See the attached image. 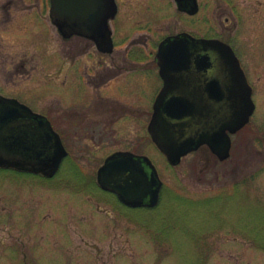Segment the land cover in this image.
Segmentation results:
<instances>
[{"label":"rangeland","instance_id":"obj_1","mask_svg":"<svg viewBox=\"0 0 264 264\" xmlns=\"http://www.w3.org/2000/svg\"><path fill=\"white\" fill-rule=\"evenodd\" d=\"M116 2L112 57L64 38L49 0H0V95L51 118L69 152L51 180L0 168V264H264V155L254 143L264 138V0H198L196 16L175 0ZM182 30L233 45L255 89L257 117L232 137L227 160L203 147L172 166L148 134L161 81L153 63L129 72L130 40L147 37L151 61L152 43ZM111 60L110 70L126 69L111 90L81 80ZM125 149L156 165L157 207L125 209L98 187L105 158Z\"/></svg>","mask_w":264,"mask_h":264},{"label":"water","instance_id":"obj_2","mask_svg":"<svg viewBox=\"0 0 264 264\" xmlns=\"http://www.w3.org/2000/svg\"><path fill=\"white\" fill-rule=\"evenodd\" d=\"M189 1L195 9L196 0ZM50 3L52 23L64 37H84L92 40L101 52H113L109 21L118 12L115 0H50ZM200 47L216 52L223 62L229 77L228 110L212 118L209 115L208 125L212 129L193 136L191 118L196 106L184 96L168 95L172 93L171 86H175L172 82L178 81L177 72L188 68L190 60L208 66L209 58L196 54ZM157 58L165 87L154 103L148 127L153 142L173 166L202 145H208L221 161L228 159L230 134L248 124L255 109L252 88L232 47L217 39L197 40L178 35L160 44ZM66 155L61 137L47 117L34 113L17 99L0 96V166H30L51 178ZM97 179L102 189L115 193L127 206L154 207L159 203L163 182L146 156L116 152L99 168Z\"/></svg>","mask_w":264,"mask_h":264},{"label":"flooded vegetation","instance_id":"obj_3","mask_svg":"<svg viewBox=\"0 0 264 264\" xmlns=\"http://www.w3.org/2000/svg\"><path fill=\"white\" fill-rule=\"evenodd\" d=\"M175 2L177 4V8L179 10L185 12L189 16H196L200 11V5L198 3V0H196V8L195 9H194V4L192 1H189V0L177 1V0H175ZM118 10H119V8H118ZM178 35L191 36V37L196 38V39H219V40H221L220 38L213 37L212 35L211 36H205L204 35L201 37V36H198L194 32L189 31V30H182V31L177 32V33H169L167 35H164L160 40L156 41L157 42L156 44L152 43V47H153V53L152 54H154V57H153V60H151V61L148 60L151 52L150 53L145 52V50L148 49L147 46L149 45V43L147 41H145V38H147V37H143V35H140V37H136V38L134 37L132 40H130L131 41V43H130L131 49L129 51V53H130L129 58L132 60L130 62L131 66H134V67L129 72L133 73V72L138 71V68L135 66V64L140 65L143 70L149 71L147 69V64H149V63H153L154 64L153 66H156V69L158 70V77H159L161 83L157 87L158 89L155 93L152 108H153L155 100L157 99V97L163 91V89L165 87V81L162 79V77L160 75L159 61L157 58V55L159 52V46L167 38L178 36ZM112 38H113L114 43H115V47H114V50L112 53H103L96 47L97 51L103 55L105 54V55H109V56L113 57V54H114L115 49L117 47L115 37L113 36V31H112ZM221 41H223V40H221ZM231 46L233 47V45H231ZM233 48H234L237 56L239 57V59L241 61L242 59H241L240 54L238 53L237 49H235V47H233ZM202 49L203 48H201L200 49L201 51L197 52L196 54L199 56H202V57H208L210 59V60L208 59V66L205 67L204 64H200V61H198V60H195V59L190 60V65L188 66V68L185 67L183 70L177 72V75L179 76L178 81L177 82L175 81L176 83L172 82L173 85H175V86H173V87L171 86L169 91H172V93L168 95L169 98L173 97V96H184L186 98H189L190 101L192 103H194V105L196 106L195 114L191 118L192 129H190V135H193V136H196V135L202 133L203 131L208 132V131H210L209 130L210 128L212 129V125H208V118H209L208 116L209 115H212L211 116V118H212L215 115H223L228 110V95H229V93H228V86H229L228 78L229 77H228V74L227 75L225 74L223 62L220 60V58L216 52L211 51V50H209V51L204 50V49L202 50ZM192 55H193V53H192ZM115 62H116L115 60L114 61L111 60V62L108 65H104V66L102 65L101 66L99 64L100 61H97L96 63L98 65L95 67L94 66L92 67V69L94 68V72L92 73L90 70L86 69L84 71V73L82 75H80V78H81V80L83 79V81L86 79V82H88V85L90 84V86H92L96 90L100 89L104 85L107 86L106 88L111 90L112 86L110 87V85L112 84V82H114V84H115L116 78L119 75H121L124 71H126L125 68L120 69V71H118V72L110 70V68L113 67ZM241 64H242V62H241ZM101 72H104V73L101 74ZM83 75L84 76L86 75V76L83 77ZM247 78H248V76H247ZM248 81H249V78H248ZM108 83H110V84L107 85ZM249 83H250V81H249ZM250 85H251V83H250ZM114 87H115L116 91L119 92V94H121V93L126 94L127 88H128L127 90H130V93L132 90L131 84H129L127 87L126 84L123 85V84L117 83V85H115ZM252 90H253L252 96H253V100L255 103V111H254L252 118H255V117H257V113H258L260 104L257 101V99H255V89L253 86H252ZM123 91H124V93H123ZM12 98H14V97H12ZM15 99H17V98H15ZM44 116H46V115H44ZM47 119L51 122V124L54 128V123L51 120V118L47 117ZM210 124H211V122H210ZM147 131H148V126H147ZM241 131H243V129ZM241 131H239V132H241ZM239 132H237V133H239ZM209 133H211V132H209ZM254 143H257V145H258V154L264 155V138L260 139L258 136L257 140H255ZM63 144H64V142H63ZM64 146H65V144H64ZM203 147H206L207 149H209V147H207V146H202L199 148V150L202 149ZM232 147H233V139H232ZM65 148H66V146H65ZM119 151H123V152L130 151V152L135 153L136 155H139V156L144 155L142 153H137L132 149H125V150H119ZM119 151H114L113 153L108 155L105 158V161L110 156H112L114 153L119 152ZM67 152H68V150H67ZM210 152H211V150H210ZM193 153H195V152H193ZM68 156H69V152L66 156V159L68 158ZM18 169L22 170L23 172H31V173L42 174V175L46 176L45 173H43L42 171H38L37 169H34L32 167L18 168ZM96 179H97V174H96ZM100 190L116 196L114 193L105 191L101 188H100ZM116 198L118 199L117 196H116ZM118 201H119V199H118ZM119 203H120V205H122V207L124 206L125 209H128V210L141 209V208L128 207V206L122 204L120 201H119ZM145 208H148V207H144V209Z\"/></svg>","mask_w":264,"mask_h":264}]
</instances>
